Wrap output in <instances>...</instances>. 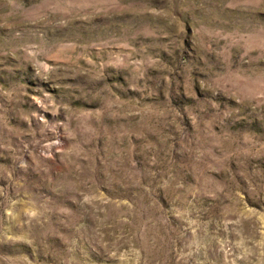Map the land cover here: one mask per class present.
I'll list each match as a JSON object with an SVG mask.
<instances>
[{
  "label": "rangeland",
  "instance_id": "rangeland-1",
  "mask_svg": "<svg viewBox=\"0 0 264 264\" xmlns=\"http://www.w3.org/2000/svg\"><path fill=\"white\" fill-rule=\"evenodd\" d=\"M0 264H264V0H0Z\"/></svg>",
  "mask_w": 264,
  "mask_h": 264
}]
</instances>
